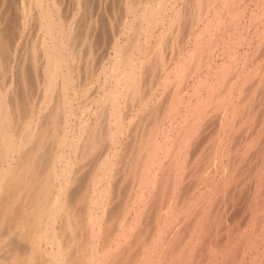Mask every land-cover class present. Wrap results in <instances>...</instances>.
I'll use <instances>...</instances> for the list:
<instances>
[{
  "label": "bare ground",
  "instance_id": "6f19581e",
  "mask_svg": "<svg viewBox=\"0 0 264 264\" xmlns=\"http://www.w3.org/2000/svg\"><path fill=\"white\" fill-rule=\"evenodd\" d=\"M93 1L0 0V264L239 263L262 231L225 208L264 186V0Z\"/></svg>",
  "mask_w": 264,
  "mask_h": 264
},
{
  "label": "rangeland",
  "instance_id": "374dc122",
  "mask_svg": "<svg viewBox=\"0 0 264 264\" xmlns=\"http://www.w3.org/2000/svg\"><path fill=\"white\" fill-rule=\"evenodd\" d=\"M9 1H10V0H9ZM66 1L68 2V3H67L68 5L71 4V3L74 4V2H75V0H70V2H69V0H66ZM71 1H72V2H71ZM73 1H74V2H73ZM99 1H100V0H94V1H93V3L95 4V6L99 3ZM100 2H104V0H101ZM72 4L70 5V7L67 6V5H65V7L67 6L66 8H68L67 10H68L69 13H71V11L73 12V10H74V9H73V10L71 9V7L73 6ZM103 5H104V3H103ZM105 5H106V4H105ZM69 8H70L71 10H69ZM95 8H96V7H95ZM105 8H106V7H105ZM12 12H13V13H12ZM105 12H106V9H105ZM11 13H12V14H11ZM11 13H10V14H11V17L14 19L15 22H17V21L19 20V12H18L16 9L12 10V8H11ZM108 14H109L108 11H107V14H105L106 16H103L104 14H101V16L107 18V19H105V20H107V22L104 21V18H103V17H101V23H102V24H99V25H100V26L102 25V27H100V26L98 25V26H99L98 28H102L101 31H104L105 34L107 33V31H108V32L111 31V30H110V24L108 23ZM109 15H111V14H109ZM117 15H119V14H117ZM117 15H116V16H117ZM15 16H16V17H15ZM13 19H12V20H13ZM82 19H83V18H82ZM82 19H81V21H79V24H78V25H80V26H78L77 28L79 29V27H80V28L83 27V29H82V30L79 29V31H78V29L76 28V31L80 32V34H81V33H84V29H86L85 27H87V24H88L87 19H85L84 21H83ZM84 22H85V24H84ZM104 22H105V24H107L108 26L105 25ZM86 23H87V24H86ZM15 24H16V23H15ZM83 24H84V26H83ZM103 27H104V28H103ZM108 27H109V28H108ZM106 28H107V29H106ZM11 29L14 30V28H11ZM99 30H100V29H99ZM106 30H107V31H106ZM81 31H82V32H81ZM105 31H106V32H105ZM78 32H76V33H78ZM111 32H112V31H111ZM111 32H110L111 35L109 34L110 36H112V34H113V33H111ZM30 33H31V34H30ZM34 33H35L34 27L30 25V32L28 33V35H27V33H25L26 35L22 33L25 37L27 36V37H26L27 39H26L24 36L22 37V36H18V35H16V34L14 35V32H13V34H12V32H11L10 34H8V36H9V35H12V36L14 35L13 37L11 36L13 39L10 38V40H13V41L15 40L14 43H18L19 41L22 43V44L18 43V44H20V46H19V49H20V48H24V44H25V43H26V46H28V44H31V41H32V40H33L32 42H34V39H33V35H34ZM100 33H101V32H100ZM100 33H99V36H98L97 39H100V40L102 41V39L99 38V37H102V36H103V33H102V36L100 35ZM22 34H21V35H22ZM29 34H30V35H29ZM95 35H97V34H95ZM106 35H107V36H106L105 40L107 39V41L110 42L111 39H109V35H108V34H106ZM114 35H115V34H114ZM9 37H10V36H9ZM15 37H16V38H15ZM18 37H19V38H18ZM21 37H22V38H21ZM23 38H24L25 40H24ZM102 38H103V37H102ZM16 39H17V40L19 39V41H17ZM20 39H21V40H20ZM86 39H87V38H86ZM80 40H81L80 42H83L82 39H80ZM100 40H99V43L101 42ZM103 40H104V38H103ZM105 40H104V41H105ZM23 41H24L25 43H24ZM84 41H86V40H84ZM107 41H106V42H107ZM23 43H24V44H23ZM101 43H103V42H101ZM103 44H104V43H103ZM103 44H101V46H100V44H98V47L100 46V48H99L100 53L97 51V54L99 53V54L103 55L104 57H103V56L99 57V54H98V56L96 55V57H97L98 59H97L96 57H94V59L96 58V59H95L96 61L93 59V60L95 61V62H94V61H93V62H94V64H96L97 66H96V65L94 66V65H93V62H92V66H93V67H98V65H101L100 63H103V62L106 60V58L108 57V56H106V55L108 54V52L111 51V49H110V43H109V44H108V43H105V44H104L105 46L102 47ZM22 46H23V47H22ZM26 46H25V47H26ZM106 46H107V49H106ZM17 48H18V46H17ZM100 49H101V50H100ZM103 49H104V51H102ZM20 50H21V49H20ZM20 50H19V53H20ZM85 50H86V47H85V44H83V46H82V51H83V52H81V53H83V55H85L84 52L86 53ZM106 50H108V51H106ZM105 52H107V53L105 54ZM103 53H104V54H103ZM101 58H102V59H101ZM103 59H104V60H103ZM97 60H98V63H97ZM100 60H101L102 62H101ZM93 67H92V68H93ZM94 69H95V68H94ZM39 75H40V70H39ZM19 89H20V86H18V88H16L15 93H16V95H18V96L21 94L20 97L22 98V96L24 97V93H22V90H21V89H20V91H19ZM32 89L34 90L35 87L32 88ZM35 90H36V89H35ZM29 94H30V96H31V92H30ZM35 94H36V93H35ZM84 95H85V94H84ZM84 95L82 96V98H81V97L78 98V102H79V103L76 102V104H75V107H77V108L75 109V112H76V115H77L76 117H77V118H78V114H79V117L82 116V114H83V111H80V110H78V109H82V107H80V106H82L83 99H84V97H85ZM24 98H25V97H24ZM79 100H80V101H79ZM78 107H80V108H78ZM77 113H78V114H77ZM81 113H82V114H81ZM80 114H81V115H80ZM77 118H75V120H76ZM204 119H205V117H204ZM204 121H205V120H204ZM263 134H264V133H263ZM262 137H263V136H262ZM263 140H264V139H263ZM208 143H210V142H208ZM210 144H212V142H211ZM206 146H207V148H209L210 145L207 144ZM252 155H253V154H252ZM251 157H252V156H251ZM251 157H249V158H251ZM253 158H254V157H253ZM91 162H92V161H91ZM91 162H90V163H91ZM90 163H89V164H90ZM87 166H90V165H87ZM85 168H86V167H85ZM85 168H84L83 170L86 172L87 169H85ZM87 168H88V167H87ZM251 180H252V179H251ZM251 182H252V181H251ZM247 184H248V183H247ZM247 184H246V189L248 188V187H247V186H248ZM249 186H251L250 188L253 189V185H251V183L249 184ZM242 188H243V186H242ZM260 188H261V190H260L259 192L261 193V195L258 194V195H256L257 197L255 196V194L253 195V192H252L253 190L251 191V189H250L249 191H247L248 189H247V190L245 189L247 192L244 193V189H243V190H242L243 192L241 193L242 195L239 194V195H241L240 197H241L242 199H240V198L236 199V198H234V196H233L232 199H231V201H228V202H227L228 205L226 204V207H227V208H225V209H227V213L230 214V213L233 211L232 214H230V215L228 216V217H230V218L232 219V221H233L232 225H234V227H235L237 224H238L240 227L243 226V227H242V228L244 229V230H243V231H244L243 234L245 233V235H244L245 237L248 236V233H249V232H250V233H249L250 236H248V237H251V234H252V235H253V234H254V235L258 234V231H259V230H258L257 228L261 229L262 231L264 230V220H263V218H264V213H263V210H264V203H262L263 201H261V200L264 199V197H263V199H262V197H260V196H263V193H264V190H263V189H264V186H263V185H262V186H259L257 189H260ZM254 189L256 190V188H254ZM250 192H252V193H251V194H248V193H250ZM243 193H244V194H243ZM235 194H236V193H235ZM245 194H247L248 196L245 195ZM243 195H244V196H243ZM252 195H253V197H251ZM245 196H246V197H245ZM248 197L251 198V199L249 198L251 201L249 200V202H248V201L246 202V200H247ZM233 198H234V199H233ZM244 198H245V199H244ZM243 199H244V200H243ZM254 199H255V201H254ZM260 199H261V200H260ZM232 200H233V202H232ZM236 200H238V201H236ZM234 201H235V202H234ZM241 201H242V202H241ZM252 201H253V202H252ZM239 202H240L241 204H240ZM245 202H246V203H245ZM259 202H260V205H259V204L256 205V204L259 203ZM231 203H232L233 205H232ZM234 203H235V204H234ZM236 203H239V204H237V205L241 208V210H240V208H239V209L236 211V208H237V207L235 206ZM249 203H250V204H251V203H254V204H251V205H250ZM261 203H262V204H261ZM229 204H231L232 206H234V208H233L231 205L229 206ZM245 204H247V206L249 205V208L252 206V209H251V208L249 209L248 207H243V206H245ZM261 205H262V207H261ZM257 206H258V207H257ZM231 207H232L233 209L231 210V212H228V211H230V208H231ZM254 207H255V208L257 207V208L255 209ZM244 208H246V209H244ZM258 208H259V210H258ZM261 208H262V209H261ZM239 210H240V211H239ZM243 210H245V211H243ZM253 210L255 211V213H258V214H259V216H260V220H261V219L263 220V221L261 220L263 223L261 224V221H260V225H258V226H257V224L254 225L255 222L252 221V220L255 219L254 217H252V216H254L255 214H254V215H251V217L248 218V219H247L246 217H244V215H245V216H246V215L249 216V215H250V211H252L251 213L253 214V213H254ZM256 210H257V211H256ZM222 211H223V210H222ZM246 211H248V213H247ZM222 213H223V212H222ZM241 214H242V216H240ZM222 216H223V215H222ZM222 216H220V217H222ZM231 216H233V217H231ZM235 216H236V221H235V219H234ZM261 216H262V217H261ZM240 217H242V219H243L242 221H244V222L241 221L242 224H241L240 221H239V218H240ZM245 218H246V219H245ZM233 219H234V220H233ZM244 219H245V220H244ZM249 219H251V221H250ZM246 220H248V221H246ZM249 221H250V223H249ZM255 221H256V220H255ZM221 222H222V221H221ZM235 222H236V224H235ZM238 222H239L240 224H239ZM222 223H224V221H223ZM248 223H249V224H248ZM253 223H254V224H253ZM253 225H254V226H253ZM246 226H247V227H246ZM251 226L253 227V230H250V229L252 228ZM256 226H257V227H256ZM260 226H262V227H260ZM247 228H249V229H247ZM255 228H256V229H255ZM218 229H219V232H218V233H220V229H221V228L219 227ZM245 230H246V231H245ZM249 230H250V231H249ZM254 230H255V231H254ZM261 230H260V231H261ZM248 231H249V232H248ZM252 231H253V232H252ZM256 231H257V232H256ZM260 231H259V232H260ZM262 231H261V232H262ZM254 232H256V233H254ZM261 232H260L259 234H261ZM259 234L256 235L255 238H256V240L260 238V239H259L260 242L258 241V242H256L255 244H252L251 241H250V242L246 243L247 245H248L249 243H251V244L248 245V247H247L246 244H244V246L242 247L243 244H241V247H240L241 250H240V252H239V254H240L241 256L239 255V257H238V261H237V262H239V263H236V264H264V247H262V246H264V236H262V235H264V232H262L261 235H259ZM219 237H220V236H219ZM246 247L249 248V249L247 250ZM238 248H239V247H238ZM256 248H257V249H256ZM244 250H246V251H244ZM248 251H249V252H248ZM257 251H258V253H257ZM259 251H260V252H259ZM244 252H246L248 256H247L246 254H244ZM255 252H256V253H255ZM262 252H263V254H260V253H262ZM256 254H257V255H256ZM256 256H257V257H256ZM246 257H247V258H246ZM249 257H250V258H249ZM244 258H245V259H244ZM258 258H259V259H258ZM261 258H262V259H261ZM257 259H258V260H257ZM262 260H263V261H262ZM242 261H243V262H242ZM245 261H246V262H245ZM254 261H255V262H254ZM251 262H252V263H251ZM204 264H205V263H204Z\"/></svg>",
  "mask_w": 264,
  "mask_h": 264
}]
</instances>
